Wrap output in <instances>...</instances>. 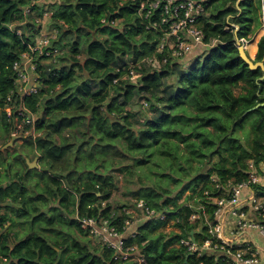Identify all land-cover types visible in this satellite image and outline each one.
<instances>
[{
    "label": "trees",
    "instance_id": "trees-1",
    "mask_svg": "<svg viewBox=\"0 0 264 264\" xmlns=\"http://www.w3.org/2000/svg\"><path fill=\"white\" fill-rule=\"evenodd\" d=\"M143 1L151 0H44L36 5V15L52 13L46 27L58 34L51 47L64 51L55 61L40 57V90L25 98L42 131L25 140L34 155L22 149L15 160L6 161L0 149V264H137L114 259L113 250L102 243L100 254H91L60 228L73 225L87 233L80 216L110 219L123 230L130 215L123 211L127 204L111 202L118 188L116 171L135 183V190L127 192L135 201L143 199L166 213L164 220L133 227L136 234L127 244L139 245L148 264H198L180 244L198 227L190 222L189 201L213 190L212 176L241 181L250 160H264V69L250 68L238 47L239 38L260 31L261 0H210L198 25L204 42L216 43L170 56L160 69L144 59L154 54L162 37L154 26L161 9L146 17V10H140ZM28 4L0 0L4 144L12 137L4 102L16 88L13 65L45 27L35 18L20 25ZM118 17L120 24H112ZM9 24L22 27V34ZM263 58L264 35L255 59ZM130 69L140 73L137 81L131 80ZM134 101L142 109L130 108ZM36 156L40 167L30 168L27 158ZM171 219L179 231L151 233ZM63 244L76 251L65 257L69 248L59 249ZM200 259L228 264L210 255Z\"/></svg>",
    "mask_w": 264,
    "mask_h": 264
},
{
    "label": "built area",
    "instance_id": "built-area-1",
    "mask_svg": "<svg viewBox=\"0 0 264 264\" xmlns=\"http://www.w3.org/2000/svg\"><path fill=\"white\" fill-rule=\"evenodd\" d=\"M209 1H143L140 10H146V17L154 15L157 9H161L160 17L154 26L161 28L162 37L156 45L154 54L144 59L150 67L160 69L170 56L183 57L199 46L216 43V40L210 44L204 42V32L198 25V19L207 13L206 6ZM42 2L44 0H30V4L25 6L24 18L20 25L26 27L31 22L30 18H35V23L45 27L35 42L29 43L27 50L23 51L14 63L16 88L9 93L4 102V108L12 118V136L22 140H34L42 134L37 127L35 112L25 102L26 96L38 93L41 87L37 72L38 61L42 56H47L42 59L43 62L55 61L56 56L62 53L59 48L51 47L52 38L58 34L57 29L47 30L46 27L52 13L45 11L43 16L36 15L35 7ZM261 9L260 31L264 35V0H261ZM44 16L48 18L44 19ZM111 23L115 24L114 19ZM235 27L239 28L238 25ZM14 31L22 34L23 28L16 26ZM254 38L255 36L239 38L238 44L247 45ZM161 54H164L163 57ZM129 75L132 81H137L140 73L130 69ZM211 180L213 190L205 189L201 196L189 201L193 209L190 222L198 224V227L189 237L182 238L180 244L186 246L189 254L199 259L198 264H205L200 258L206 255L213 256L216 261H226L228 264H264V160L259 162L250 160L247 177L244 180L229 179L222 182L216 176H212ZM134 205V219L130 209L127 207L123 209L130 217L125 220L122 231L118 230L110 219L97 220L80 216L77 218L85 231L113 250L114 259L135 260L137 264H148L147 257L140 252L139 245H128L126 240L136 234L131 231L133 222L164 220L166 213L157 212L143 199L136 200Z\"/></svg>",
    "mask_w": 264,
    "mask_h": 264
},
{
    "label": "rangeland",
    "instance_id": "rangeland-1",
    "mask_svg": "<svg viewBox=\"0 0 264 264\" xmlns=\"http://www.w3.org/2000/svg\"><path fill=\"white\" fill-rule=\"evenodd\" d=\"M121 21V18H115L114 19V25H119ZM11 28L14 30V26H11ZM260 32L257 33L255 40L259 41L260 40ZM103 35V34H101ZM106 35V34H104ZM66 49V48H65ZM64 51V48L62 49ZM80 58H84V53L81 54ZM253 58H256L255 56ZM46 63L48 61H45ZM66 63V62H65ZM240 88H237V93L240 92ZM130 108H132L133 110H140L142 109V103L140 101H134ZM1 115H2V110L0 108V119H1ZM36 118H37V114H35ZM1 126V125H0ZM2 127H0V149L4 150L5 152V157H6V161H12L15 160V155L20 153L22 151V149H26V150H30V148L28 147H24L25 144V140L16 138V140L14 141L13 144L8 145L7 143L10 142L11 138L8 140V142L6 144H4L6 142V138L4 137L3 133H2ZM240 134L242 135L243 141H245L246 143L248 142V137L245 136V133L242 131L240 132ZM3 153V154H4ZM33 155V151H30V156ZM1 167V165H0ZM115 172V171H114ZM117 177V184H118V188L117 190H115L112 198H111V202L113 203L114 206L120 205V204H127V208L130 209L133 213H132V219L135 218V200L133 198V196L129 193H127L129 191V187L132 188L133 190H135V183H128V181H126L125 177L123 176V172L121 171H116L115 174ZM128 183V184H127ZM29 186V184H28ZM183 199H181L182 201ZM45 209H47V211H45ZM44 211L45 212H49L48 208H45ZM2 211H4V209H2ZM141 222H133L131 229L137 225H139ZM7 226V225H6ZM60 228L66 232V236L70 237V238H76L77 240H79L83 246H87L88 251L91 252V254H100L101 249H102V244H100V240L95 237L92 236V234L90 233H82L80 232L77 227L75 226H60ZM16 229L18 230H23L21 227L16 226ZM30 230V229H29ZM179 231V228L176 227V225L174 224V220H170L169 222L165 223V226L163 227H158V228H153L151 229V233H159V232H165V233H170L172 231ZM26 231V230H25ZM54 239V238H53ZM57 240L59 241H63V236H59L57 237ZM65 245V248H69L67 252H65V257H67L70 253H73L74 251H76V249L69 244H63L60 245L59 249L62 248Z\"/></svg>",
    "mask_w": 264,
    "mask_h": 264
},
{
    "label": "water",
    "instance_id": "water-1",
    "mask_svg": "<svg viewBox=\"0 0 264 264\" xmlns=\"http://www.w3.org/2000/svg\"><path fill=\"white\" fill-rule=\"evenodd\" d=\"M238 47H239L241 57L250 66V68L256 69L258 67H261L262 69H264V58L262 60H256L255 58H253L249 54V52L247 50V46L245 44L239 43ZM15 140H16V136H12L10 142H8L7 144L8 145L13 144ZM38 161H39L38 156H36L34 160L27 158V162H28L30 168H39L40 165H39ZM45 211H47V209H45Z\"/></svg>",
    "mask_w": 264,
    "mask_h": 264
},
{
    "label": "crops",
    "instance_id": "crops-1",
    "mask_svg": "<svg viewBox=\"0 0 264 264\" xmlns=\"http://www.w3.org/2000/svg\"><path fill=\"white\" fill-rule=\"evenodd\" d=\"M260 32V37L262 36V31H259ZM253 41H255V40H253ZM252 41V42H253ZM252 42H250L249 44H247V50H248V52H249V54L252 56V57H256V55H257V51H258V42L259 41H257L256 42V44H255V48H254V51H252V48H251V46H252ZM26 152H29L30 153V150H26ZM34 155V154H33ZM29 159H31V160H34L35 158H29ZM7 225V224H6Z\"/></svg>",
    "mask_w": 264,
    "mask_h": 264
},
{
    "label": "bare ground",
    "instance_id": "bare-ground-1",
    "mask_svg": "<svg viewBox=\"0 0 264 264\" xmlns=\"http://www.w3.org/2000/svg\"><path fill=\"white\" fill-rule=\"evenodd\" d=\"M251 44H252V46H251V48H252V51H254V48H255V44H256V42H255V41H253Z\"/></svg>",
    "mask_w": 264,
    "mask_h": 264
},
{
    "label": "clouds",
    "instance_id": "clouds-1",
    "mask_svg": "<svg viewBox=\"0 0 264 264\" xmlns=\"http://www.w3.org/2000/svg\"><path fill=\"white\" fill-rule=\"evenodd\" d=\"M262 36H263V35H262ZM262 36H261V37H262ZM255 38H256V36H255ZM255 38H254L253 40H255ZM253 40H252V41H253ZM246 46H247V45H246ZM38 163H39V162H38ZM101 219H102V218H101ZM86 232H87V231H86Z\"/></svg>",
    "mask_w": 264,
    "mask_h": 264
}]
</instances>
